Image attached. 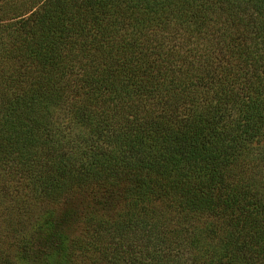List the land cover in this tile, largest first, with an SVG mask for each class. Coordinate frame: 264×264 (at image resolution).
Listing matches in <instances>:
<instances>
[{
    "label": "trees",
    "instance_id": "obj_1",
    "mask_svg": "<svg viewBox=\"0 0 264 264\" xmlns=\"http://www.w3.org/2000/svg\"><path fill=\"white\" fill-rule=\"evenodd\" d=\"M0 264H264V0H0Z\"/></svg>",
    "mask_w": 264,
    "mask_h": 264
}]
</instances>
